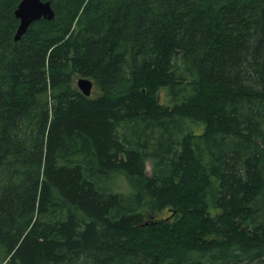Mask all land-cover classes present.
Instances as JSON below:
<instances>
[{"label": "trees", "instance_id": "16d2710c", "mask_svg": "<svg viewBox=\"0 0 264 264\" xmlns=\"http://www.w3.org/2000/svg\"><path fill=\"white\" fill-rule=\"evenodd\" d=\"M48 1L0 0V264H264V0Z\"/></svg>", "mask_w": 264, "mask_h": 264}, {"label": "water", "instance_id": "95a60500", "mask_svg": "<svg viewBox=\"0 0 264 264\" xmlns=\"http://www.w3.org/2000/svg\"><path fill=\"white\" fill-rule=\"evenodd\" d=\"M14 16L18 20L14 41H18L32 23L41 19L52 21L54 11L48 0H20L14 11ZM75 83L77 89L83 96L89 97L91 95L93 88L92 80L79 77Z\"/></svg>", "mask_w": 264, "mask_h": 264}, {"label": "rangeland", "instance_id": "374dc122", "mask_svg": "<svg viewBox=\"0 0 264 264\" xmlns=\"http://www.w3.org/2000/svg\"><path fill=\"white\" fill-rule=\"evenodd\" d=\"M75 82H76V79H75ZM96 91H95V88L93 86L92 88V92H91V96H94L96 95ZM159 101L160 103H167V98H166V91L164 89H162L159 93ZM150 167H149V164H147V171L148 173L150 172ZM118 182L119 184L121 185V188L122 189H126V185H125V182H124V179L123 178H118ZM167 214H165L164 216H166Z\"/></svg>", "mask_w": 264, "mask_h": 264}]
</instances>
